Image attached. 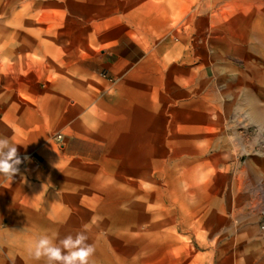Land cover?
<instances>
[{"label":"rangeland","instance_id":"1","mask_svg":"<svg viewBox=\"0 0 264 264\" xmlns=\"http://www.w3.org/2000/svg\"><path fill=\"white\" fill-rule=\"evenodd\" d=\"M0 137V264H264V0H0Z\"/></svg>","mask_w":264,"mask_h":264},{"label":"clouds","instance_id":"2","mask_svg":"<svg viewBox=\"0 0 264 264\" xmlns=\"http://www.w3.org/2000/svg\"><path fill=\"white\" fill-rule=\"evenodd\" d=\"M22 162L17 145L7 137H0V177L11 183ZM87 240L88 236L83 232H78L74 237L68 235L58 243L55 234H42L33 240L28 251L36 260L44 259L45 264H93L91 258L95 247ZM10 260L14 264V258L10 257Z\"/></svg>","mask_w":264,"mask_h":264},{"label":"built area","instance_id":"3","mask_svg":"<svg viewBox=\"0 0 264 264\" xmlns=\"http://www.w3.org/2000/svg\"><path fill=\"white\" fill-rule=\"evenodd\" d=\"M57 140H61V134H58L57 137H56ZM264 213V211H263Z\"/></svg>","mask_w":264,"mask_h":264}]
</instances>
